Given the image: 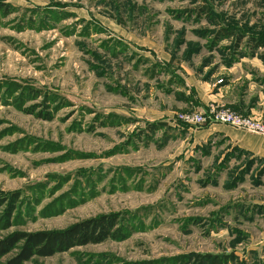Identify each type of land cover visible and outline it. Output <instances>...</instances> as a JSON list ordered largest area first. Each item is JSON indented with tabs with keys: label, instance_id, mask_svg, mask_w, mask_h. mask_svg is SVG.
Listing matches in <instances>:
<instances>
[{
	"label": "rangeland",
	"instance_id": "1",
	"mask_svg": "<svg viewBox=\"0 0 264 264\" xmlns=\"http://www.w3.org/2000/svg\"><path fill=\"white\" fill-rule=\"evenodd\" d=\"M261 43L264 0H0V238L118 212L127 239L24 264H264V158L180 118L264 124L223 101Z\"/></svg>",
	"mask_w": 264,
	"mask_h": 264
},
{
	"label": "trees",
	"instance_id": "2",
	"mask_svg": "<svg viewBox=\"0 0 264 264\" xmlns=\"http://www.w3.org/2000/svg\"><path fill=\"white\" fill-rule=\"evenodd\" d=\"M231 32L227 30L224 36H232L233 33L231 34ZM46 116L48 118V115ZM160 124L163 123H159V125L152 124L151 127L155 128ZM164 126L166 125L164 124ZM11 214V211L6 213L8 220H10ZM130 229L127 224L123 223L120 213L111 212L85 218L65 229L14 231L0 238V264H24L34 256H51L58 252L68 251L76 246L102 243L108 239L124 240L130 236L132 232ZM11 253L13 254L9 258L4 259ZM196 256L199 264H203L205 261H207V264H225V260L228 258L211 254ZM186 257L188 256H181L178 260L185 262ZM144 263L146 264V262Z\"/></svg>",
	"mask_w": 264,
	"mask_h": 264
},
{
	"label": "crops",
	"instance_id": "3",
	"mask_svg": "<svg viewBox=\"0 0 264 264\" xmlns=\"http://www.w3.org/2000/svg\"><path fill=\"white\" fill-rule=\"evenodd\" d=\"M258 86V82L250 80L247 84L243 83L242 91H234L231 97H224L223 101L233 106L234 109H249L253 113L264 116V87L259 86V88ZM228 126L231 128L229 134L231 135L234 145L252 152L255 156L264 158V135L233 127L231 125Z\"/></svg>",
	"mask_w": 264,
	"mask_h": 264
},
{
	"label": "built area",
	"instance_id": "4",
	"mask_svg": "<svg viewBox=\"0 0 264 264\" xmlns=\"http://www.w3.org/2000/svg\"><path fill=\"white\" fill-rule=\"evenodd\" d=\"M180 118L183 122L190 124L205 125L212 123H224L233 127L264 135V124L254 121L250 117L236 114L229 109H212L208 114L196 111L184 112L180 114Z\"/></svg>",
	"mask_w": 264,
	"mask_h": 264
}]
</instances>
